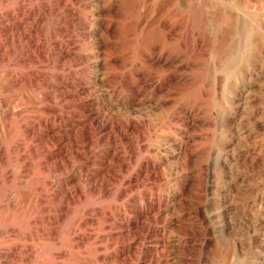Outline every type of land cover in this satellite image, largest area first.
Here are the masks:
<instances>
[{
    "label": "rangeland",
    "instance_id": "374dc122",
    "mask_svg": "<svg viewBox=\"0 0 264 264\" xmlns=\"http://www.w3.org/2000/svg\"><path fill=\"white\" fill-rule=\"evenodd\" d=\"M3 1L0 0V16H5V19L8 14L17 17V20L10 21L9 25H16L19 22L34 24V17L38 15L42 17L44 15L42 18L40 17L42 19L39 22L41 25L36 23L40 29L44 30V33L40 34L41 38L39 37L42 42L49 38V33L53 32L55 28L63 27V24H60L55 18L56 16L53 15L52 17L49 14L50 8L48 7L55 3L56 0ZM148 1L66 0L68 9L73 10L77 15L72 25L74 29L76 28V33L74 32L67 40H73L71 41L73 44L72 48L78 49L80 54L92 57H96L99 54L101 58H104L107 55L115 56L118 53L100 43L101 39L98 31L101 29H110L113 37L112 41H117L120 33L130 35L135 29L137 20L140 21L141 25L143 23V25L146 24L147 26L152 24V20H155V18L156 21L161 18L168 20L169 23L172 22L170 28H161L162 40L164 39L167 42L169 41V44L176 45L175 56H177V60L175 67L173 69L166 67L160 69L165 74L169 72L175 73L176 78L170 92L166 90V92H154V88L159 86L157 80L155 82L152 80V82L150 81L142 86L141 84H138V86L132 85L133 81L135 82L138 77L129 65V62L133 61V55L131 54V56L130 53L125 57L127 62L129 61L128 65L123 69L121 67L116 68V71H114L120 74V79L114 80L111 78L98 87V96H103L106 91H111L116 93L115 96L118 100H125V98L136 99V105L133 110L121 107L120 111L118 110L116 113L124 121L135 120L141 125L139 130L141 138L137 142L138 145H135L137 150H123L126 153V157H128L127 163L133 168L128 173L110 174V196L103 197L89 192L86 186L88 182L85 180V172L79 169L81 168V163L73 158L69 160L63 170L47 172L43 169L41 166L45 161L43 145L24 140L20 126L27 121H37L36 123L41 124V120L45 121L51 118L41 106V103L42 105L44 104V91L42 89L29 91L26 88H11L6 80H2L4 71L8 69L6 65H11L10 67L15 73H27L29 68L26 64L16 63L17 61L14 59L6 62L3 66L0 65V233L2 234V237L0 234V252L5 256L0 264H69L53 259V251L51 248L44 246L42 241L45 239H41V233L39 239L35 238L36 240H32L36 231L35 227L42 228L40 225L42 221L45 219L54 221V219L59 217L61 220L59 225L55 227L59 233L58 239L62 242L59 241V245L56 246L60 251L55 253L67 252L75 258L81 257L85 259L87 257L85 260L91 264H95L96 256H101L100 258L103 261L106 258V264H121V262L113 258L117 254V249L112 243L111 236H119L124 233L118 226L114 228L111 226L114 220H118V225L121 223L125 224V222H137L138 218L133 211L139 204L150 210L148 218L144 220L146 225L150 226L153 231H160L165 235L164 242H160V238L152 236V238L144 241L139 249L159 253V257L163 258L164 264H264V55L262 54V58L259 57L256 62L257 65L255 64L254 70L250 71V73L243 60L233 64L232 67L229 66V68H224L217 72L215 64H220L221 59L218 56L223 49L222 45L225 44L224 42L221 45L220 42L224 41L223 33L219 35L221 36L219 37L220 39L214 40L213 50L209 48L210 51L206 53L204 51L194 52L190 48L191 38L193 33H195V28L192 25L194 19L191 20V23L189 22L183 26L184 17H181L176 12V14L173 13L174 11H165L163 0ZM159 3L163 6L162 10L159 8L162 7L161 5L159 6ZM19 4L21 5L19 6ZM153 4H156L154 16L151 19L148 18L147 21L146 16ZM25 10L26 12L32 11V15L28 20L21 15ZM61 10L64 11V8ZM156 13L160 16L158 17ZM123 14L124 16L127 15V17L123 18ZM177 15L179 18L176 17ZM48 16L51 17L49 18ZM172 18L175 22L170 20ZM204 29L206 31L210 29L209 22ZM225 30L224 26L222 31L225 32ZM86 31L88 32L84 34ZM170 37L171 39H169ZM4 39L1 33L0 46L8 49L9 43ZM131 39V36L128 37L127 42L124 43L125 49L132 46ZM183 42L189 44L186 49L181 45ZM215 48L220 51H216ZM161 49L163 55L166 56V45H162ZM184 55L185 57L187 56V59H184ZM144 67L149 68L150 63L146 62ZM79 68L75 67L72 71L63 73L59 67L49 66L48 62H44L34 67L33 70L39 71L46 76L63 74L66 77H73L75 72L80 77L87 79L94 77V66L90 69L91 71H84L83 67L80 70ZM139 68L137 69L139 70ZM56 69L60 70L57 71ZM104 70L106 71V69ZM183 73L185 76L188 75L186 76L187 79L185 78L186 80L180 77ZM217 76L222 78V85L219 90L217 88ZM231 77L236 78L235 84H231ZM138 91H141L139 96L135 94ZM227 91L231 94L229 95ZM95 94L94 97L97 96ZM195 95L196 97H194ZM30 96L34 98V102ZM58 103L60 104L59 101L51 103V106L62 108V104L59 105ZM8 107L11 108L13 114L8 117V125L6 126L5 119L2 116L6 111L8 112ZM186 111L189 112V115ZM185 117L193 119L191 126L186 125V120L183 119ZM158 124L159 126H157ZM42 129H45V127H42ZM17 144L22 145L21 151L15 150ZM97 145H90L93 151L91 161L94 164L103 161L101 158L109 147L101 142ZM12 146L14 148L13 151ZM140 161L142 163L151 162V165L155 167V175L146 181L144 185H137L138 187L135 184L121 185L124 179L128 182L136 177L139 170L138 163L139 165L141 164ZM98 168V165L89 167L91 171L89 175H95V170ZM71 179L73 180L71 181ZM62 182H68L70 184L69 188L78 187V189H75L77 190L76 201L69 205V211L65 210L64 212L58 207L60 205L59 201L57 203V201L55 202L52 199L53 193L55 194L56 192L54 189L55 184H62ZM35 187L41 192L39 198L44 201L42 204L48 210L46 213L41 209V203L38 202V205L36 204L38 194ZM123 190L126 191V196L119 197ZM24 196L26 199H23ZM152 200L155 207L149 205ZM158 203L160 204L159 208ZM125 209H127V212H125ZM91 210H96V212H93L90 217V225L88 224L89 226L82 229L79 236H90L94 240L82 246L81 249H77L73 247L74 243L69 238L68 232L79 220L84 219L83 221H86L89 216L84 217V213ZM99 211H106L112 217H108L106 220ZM101 215L102 217H100ZM124 218L126 220H123ZM16 220L17 222H15ZM97 238L100 243L96 245L95 240ZM134 240V237H130L129 240L125 241L126 246L122 245L121 248L125 247L127 250L130 244H134ZM109 246L112 250L109 249ZM25 248L31 251H25L24 260L18 261V259H15L14 255ZM121 248L119 250H122ZM30 257L31 260H29ZM122 257L124 258V254L120 256L121 259ZM126 264H138V260L137 258H132Z\"/></svg>",
    "mask_w": 264,
    "mask_h": 264
},
{
    "label": "bare ground",
    "instance_id": "6f19581e",
    "mask_svg": "<svg viewBox=\"0 0 264 264\" xmlns=\"http://www.w3.org/2000/svg\"><path fill=\"white\" fill-rule=\"evenodd\" d=\"M137 1H139V0H137ZM3 2H5V0ZM142 2H143V0H142ZM148 2H150V0ZM163 2L165 4V9H166L165 11H168V12L174 11L173 13L176 12L181 17H184L185 21L183 23V26L189 22L191 23V20L194 19L193 20L194 22L192 25H193V28H195V33H193L192 38L190 37L191 41H192V43H190V45H191L190 48L194 52L204 51L206 53L207 51H210L211 49L213 50L214 40L221 37L219 35L223 33L224 41L223 42L220 41V42H221V45L224 42H225V44L222 45L223 49L221 50V52L218 56L221 59V62H220V64L217 63L218 65L215 64V69L217 72H220L224 68H229V66L232 67L233 64L239 63L240 61L243 60V62L249 68L248 72L250 73V71L252 72L254 70L253 68H255L254 66H255L257 60L259 59V57H261L262 54L264 55V0H163ZM20 3H22V2H20ZM20 5L21 4H19V6ZM80 5H82V4H80ZM160 5H161V3H159V6ZM108 7L110 8V6H108ZM155 7H156V4L151 5L150 11L146 16L147 21H148V18L149 19L153 18L154 13H155V10H154ZM48 8H50L49 14H51L52 17H53V15L56 16L55 18L59 21L60 24H63V27H60V28L54 27L55 28L54 31L49 33L50 34L48 36L49 38L47 40H45L44 42L41 41L42 39L40 40V38H41L40 34L44 30L40 29L39 26L36 25V23H39L42 20L41 18L44 15L42 17L40 15H38L37 17H34V20H33L34 24L33 23L32 24L22 23V22H19L17 24L16 22H14V23H16V25L15 24L9 25L10 21H12V20L16 21L17 20V17L15 15L8 14L6 16L7 17L6 19L4 18L5 16L4 17L0 16L1 17V19H0V32L3 35V39L5 38L7 40V42L9 43L8 49L0 46V65L3 66L6 62H10L11 59H14L17 61L16 63L26 64L29 68V71L27 73H22V72L21 73H15L14 71H12V68L10 67L11 65L10 66L6 65L8 67V69L4 71L3 76H2V80H6L8 85L14 89L26 88L29 91H32V90H38L39 91V89H42L44 91V95H43L44 104L42 105V103H41V106H42V109L44 108V110L48 113V115L51 118L47 119L45 121L41 120V124L36 123L37 121L36 122L35 121H27V122L21 124V126H20L24 140H26L27 142L29 140L32 143H35V144L40 143V145H43V149H44V153H45L44 154L45 155V157H44L45 161L41 164L43 169L47 172H53V171L56 172L58 170L59 171L63 170V169H65L69 160L73 158V159H75L81 163V168H79V169H82V171L85 172L84 176L86 177V179L85 178L84 179L88 182V183H86V186L88 187L89 192H91L93 194H98V195L103 196V197L110 196L111 195V190L109 188V186L111 184L110 174L111 173H116V174L120 173L121 174V172H127L128 173V171H130L133 168L130 164L127 163L128 157H126V153H124L123 150H131V151H134L135 149L137 150V148H135V145L137 144L138 140L141 138V134L139 132L141 125L139 123H137L135 120H131L129 122L124 121L116 113V111H118V110L120 111L121 107H126L127 110H133L134 106L136 105L135 104L136 99L125 98V100H118V99H116V96H115L116 93L111 92V91H106L105 94L102 92L104 95L98 96L97 95L98 94V92H97L98 87L101 84H104L105 81H107V80L109 81L111 78L114 80L120 79V74L116 73L114 71H116V68L121 67L123 69L128 65L129 61L127 62L125 57L128 53H130V55L131 54L133 55V61L131 63L129 62V65L133 69L135 75L138 77V79L135 80V82L133 81L132 85L138 86V84H141V86H142L145 83H148L150 81L152 82V80H154V82H155V80H157V82H159V86L154 88V92H163L165 90L167 92H170L171 89L173 88L174 81L176 78L175 73L169 72V73L165 74V73L161 72L160 69L162 67H166L168 69L169 68L173 69L175 67L176 60H177V56H175L176 55V45L175 44H169L168 43L169 41L167 42L164 39L162 40L161 28L162 29L170 28L171 27L170 24L172 22L169 23L168 20L161 19V18L158 21H156V18H155V20H152V24H149V26H147L146 24L143 25V23L141 25L140 21L137 20L136 25H135V29L130 33V35L120 33L117 37L118 38L117 41H112L113 37L111 36L110 29H107V30L101 29L98 31L99 38L101 39L100 43L101 44L103 43L104 45L112 48L113 50H115L118 53L115 56H112V55L108 56L107 55L104 58H101L99 54L96 57H92L90 55L80 54L78 52V49L72 48L73 44L71 41H73V40H67L75 32L76 28L74 29L72 25L74 23L75 16H77V15L74 13L73 10L68 9V3L66 2V0H56V2L52 3V5H49ZM62 8H64L65 12L61 10ZM159 8H161V10H162L163 6L159 7ZM158 11H160V10H158ZM31 12L30 11L26 12V10H25V11H23V14H21V15L24 17V19L28 20L29 17L32 15ZM161 12H163V11H161ZM156 14L158 16V13H156ZM178 15L176 17H178ZM125 16L127 17V15H125ZM125 16L123 14V18H125ZM173 16H175V15H173ZM20 20H23V19H20ZM170 20H173V18ZM48 21H50V20H48ZM153 21H155V22H153ZM208 22L210 23V29L206 31V29H204V27L206 26V24ZM56 23H58V22H56ZM224 26L226 28L225 32L222 31V28ZM83 30H86V29H83ZM87 32L88 31H86L84 34H86ZM169 34H171V33H169ZM130 36L132 38L131 40H132L133 44H132V46H130V48L125 49L124 43L127 42L128 37H130ZM171 37L169 39H171ZM80 38H82V37L80 36ZM74 39H75V37H74ZM162 45H166V50H165L167 53L166 56L163 55V52L161 49ZM181 45H183L182 47H184V49H186L189 44L186 42H183V43H181ZM209 48H210V50H209ZM215 50H216V48H215ZM216 51H220V50H216ZM80 52H81V50H80ZM213 53H215V52H213ZM183 57H184V59H187V56L185 57V55H184ZM44 62H48L49 66L53 65V67L55 66V68L59 67L61 69V72L63 71V73L66 71H72V69L73 68L75 69V67H80V68L83 67L82 69L84 71H86V70L91 71L90 69H92V67L94 66V68H93V69H95L94 70V77H90L87 79L84 77H80L75 72H74V74L72 73L73 77H68V76L66 77L63 74L62 75L57 74V75H53V76H51V75L46 76L39 71L33 70L34 67L39 66L40 64H42ZM146 62L150 63L149 68L144 67V64ZM182 66H184V65H182ZM80 68H79V70H80ZM137 68H139V70ZM60 69H58V70H60ZM104 69H106V71ZM49 72H51V71H49ZM85 74H86V72H85ZM186 76H188V75H186ZM186 76L184 75V73L180 75L181 79H183V80L187 79ZM196 79L199 80V78H197V77H196ZM235 79H236L235 77H231V80H230L231 84H235L234 83V82H236ZM216 81H217V88L219 90L221 85H222V78L217 76ZM208 85H209V83H208ZM191 87H189V88H191ZM8 89H10V88H8ZM29 91H27V92H29ZM94 94L97 96L94 97ZM135 94H137L139 96L141 94V91L135 92ZM228 94H229V92H228ZM171 97H172V95H171ZM194 97H196V95ZM31 98L33 99V102H34V98L33 97H31ZM29 100H30V98H29ZM130 100H132V101H130ZM56 101L60 102V104L58 103L59 105L62 104V108H58V107L55 108L54 106L53 107L51 106V103H55ZM8 108H9L8 112L6 111V113L2 116L5 119V125L6 126L8 125L7 124L8 117L10 116V114H13V112L11 111V108L10 107H8ZM35 109H37V108H35ZM186 113L189 115L188 111H186ZM183 119L186 120L187 126L192 125V123H193L192 118H190V117L186 118L185 117ZM157 126H159V124ZM42 127H45V129H42ZM18 142H20V141H18ZM99 142L106 144L109 147H108L107 151L105 152V154L101 158V160H103V161H100V162H97L94 164L93 161H91L92 157H93L91 154L93 153V151H92V147L90 145H97ZM170 143H172V142H170ZM97 146H99V145H97ZM21 148H22V145L17 144V147L15 150L21 151ZM102 148H105V147H102ZM13 149L14 148L12 146V151H13ZM26 154H27V151H26ZM132 155H133V153H132ZM20 159H22V158H20ZM75 163H77V162H75ZM25 164H27V163H25ZM96 165H98L99 168L97 170H95V175H89L91 172L89 167H91V166L93 167ZM138 166H139V170H138V174L136 175V177L134 179H131L128 182L125 181V179H124V182L121 185L135 184V186L138 187L137 185H140V186L144 185L146 183V181H148L153 175H155V167H154V165H151V162H147V163L141 162L140 165L138 163ZM32 167H33V165H32ZM94 168H96V167H94ZM30 170H32V169L30 168ZM92 173H93V171H92ZM11 176H12V174H11ZM41 176H42V174H41ZM54 176H52V177H54ZM128 177H129V174H128ZM212 177H214V176H212ZM40 180H42V179H40ZM72 180L73 179H71V181ZM42 185H43V183H42ZM55 185L56 186H54V189L56 192H55V194L53 193L52 199L55 202L57 201V203L59 201L60 205H58V207L61 208L62 211L64 212L65 210H68L69 205L71 203L76 201L77 190H75V189H78V187L74 186V188H69L70 184L68 182H65V183L62 182V184L57 183ZM22 186H24V185H22ZM25 186H26V184H25ZM51 188H53V187H51ZM35 189H36V187H35ZM111 189H113V188H111ZM36 193L38 194L36 204L38 205V202L41 203L40 207L43 210V212L44 213L48 212L47 208H45L46 206H44L42 204V202H44V201L39 198L41 196V192L38 188L36 189ZM83 193H85V192H83ZM116 193H118V192H116ZM124 196H126L125 190L121 191L119 197H124ZM16 197H17V195H16ZM114 197H116V196H114ZM83 198H85V197H83ZM23 199H26L25 196ZM29 199H27V200H29ZM88 199H86V200H88ZM11 202H12V200H11ZM150 202L151 203L149 205H151L152 207H155L153 200ZM34 205H35V202H34ZM46 205H49V204H46ZM49 206H51V205H49ZM93 207H95V206H93ZM159 207H160V204H159L158 208ZM54 208H55V206H54ZM6 209H8V208H6ZM50 209H52V208H50ZM127 209H125V212H127ZM42 210H40V211H42ZM82 211H84V210H82ZM30 212H31V210H30ZM93 212L95 213L96 210L86 211L85 213L83 212L84 217L89 216V218L86 219V221H83L84 219L79 220L78 222H76L74 224L72 229L68 232L69 238L74 243L73 247H75L77 249H81L82 246L90 243L91 240H94V239H92L93 237L91 238L90 236H86V235L79 236V233L81 232V230L85 229L87 226L90 225L89 224L91 222L90 217L92 216ZM133 212H135L136 217L138 218L137 222H134V223L125 222V224L121 223L118 225V220H114V223L111 226L113 228L118 226L119 229L123 230V233H124V234H120L119 236H111V239L113 241L112 243L114 244V246H116V249H117V251H116L117 254H115L113 258H115V260L121 262V264H126L127 261H129L132 258H137L138 264L139 263L140 264H164V260H163V258L159 257V253L151 251V250L142 251L139 249V247L144 243V241L152 238V236H155L156 238H160V242L161 241L164 242L165 235L162 234V232H160V231H153L151 229V227L146 225V223L144 222V220L147 219L149 216V214H148V213H150L149 209L147 210L146 208H144V206L142 204L141 205L139 204L136 206V209ZM99 213L103 214V216L106 220L108 217H112V216H110V214L106 213V211L105 212L99 211ZM76 215H77V213H76ZM31 216H32V214H31ZM100 217H102V215ZM39 219H41V218H39ZM35 220H37V219H35ZM60 220L61 219L59 217V218L54 219V221L52 219H45L44 221H42V223L39 222L40 225L42 226V228H36L35 227L36 231L33 235L34 238L32 237V240L35 238L39 239V237H40L39 235L41 233L42 234L41 239H45L42 242L44 243V246L51 248V250L53 251L52 257L55 261L60 260V261H63V263H69V264H91L90 262L85 260L87 257L85 259H83L81 257H77V258L72 257L71 254H69L67 252L55 253L57 251H60V249L56 248V246H58L59 243L62 242L58 239L59 233L57 231V228L55 227L56 225H59ZM123 220H126V219L124 218ZM15 222H17V220ZM57 227H59V226H57ZM65 227H67V226H65ZM99 228H101V227H99ZM1 237H2V234H1ZM130 237L135 238L134 244H132V245L130 244V246H128L129 248L127 250L125 247L121 248L122 245L123 246L125 245V241L129 240ZM15 238H16V236H15ZM28 239H29V236H28ZM97 240H98V238L95 240L96 245H97V243H100ZM157 241H159V240H157ZM68 245H69V243H68ZM162 246H164V245H162ZM96 247H98V246H96ZM120 248L122 250H119ZM109 249H110V246H109ZM46 250H48V249H46ZM110 250H112V249H110ZM25 251L30 252L31 250L28 248H25V249H22L18 253L15 252L16 253L14 255L15 259H18V261H23ZM105 251H106V248H105ZM121 251H123V252H121ZM99 252H102V251H99ZM99 252H97V253H99ZM8 253H10V252H8ZM86 254H84V255H86ZM123 254H124V258L122 257V259H121L120 256ZM88 255H90V254H88ZM4 257L5 256L3 254H1V252H0V262L2 259H4ZM100 257L96 256L95 264H106L107 259L105 258L103 261V260H101ZM29 260H31V257ZM40 261H41V259H40Z\"/></svg>",
    "mask_w": 264,
    "mask_h": 264
}]
</instances>
